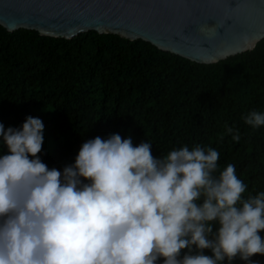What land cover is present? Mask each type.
I'll return each instance as SVG.
<instances>
[{
    "label": "clouds",
    "instance_id": "clouds-1",
    "mask_svg": "<svg viewBox=\"0 0 264 264\" xmlns=\"http://www.w3.org/2000/svg\"><path fill=\"white\" fill-rule=\"evenodd\" d=\"M242 118L264 126V112ZM43 129L31 116L19 128L0 123V264H258L250 258L264 255V191L244 198L233 164L214 175L216 149L154 156L150 142L111 134L86 140L58 170L38 155Z\"/></svg>",
    "mask_w": 264,
    "mask_h": 264
},
{
    "label": "trees",
    "instance_id": "trees-1",
    "mask_svg": "<svg viewBox=\"0 0 264 264\" xmlns=\"http://www.w3.org/2000/svg\"><path fill=\"white\" fill-rule=\"evenodd\" d=\"M252 110L264 112V38L250 51L198 64L113 34L66 40L0 26V123L19 128L39 118L38 155L50 169L74 163L82 143L97 136L150 142L154 156L199 144L220 154L214 175L235 165L246 198L264 191V126L242 118ZM226 127L239 130V142ZM250 259L264 264V255Z\"/></svg>",
    "mask_w": 264,
    "mask_h": 264
},
{
    "label": "water",
    "instance_id": "water-1",
    "mask_svg": "<svg viewBox=\"0 0 264 264\" xmlns=\"http://www.w3.org/2000/svg\"><path fill=\"white\" fill-rule=\"evenodd\" d=\"M0 26L66 40L113 34L213 64L264 38V0H0Z\"/></svg>",
    "mask_w": 264,
    "mask_h": 264
}]
</instances>
